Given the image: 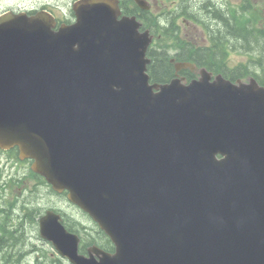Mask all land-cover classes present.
I'll use <instances>...</instances> for the list:
<instances>
[{
    "label": "water",
    "instance_id": "95a60500",
    "mask_svg": "<svg viewBox=\"0 0 264 264\" xmlns=\"http://www.w3.org/2000/svg\"><path fill=\"white\" fill-rule=\"evenodd\" d=\"M73 10L58 33L45 12L0 16V148L67 189L115 253L78 255L50 214L41 234L73 264H264V135L233 132L235 118L232 134L211 127L190 111L194 86L149 87L147 40L115 36L131 22H116L115 0Z\"/></svg>",
    "mask_w": 264,
    "mask_h": 264
},
{
    "label": "flooded vegetation",
    "instance_id": "af4514ba",
    "mask_svg": "<svg viewBox=\"0 0 264 264\" xmlns=\"http://www.w3.org/2000/svg\"><path fill=\"white\" fill-rule=\"evenodd\" d=\"M237 1L239 2V0H148L150 12L146 23L153 37L150 57H153L154 65L160 67V63L164 64V68L157 67L154 69L155 72L160 73L163 69L174 72L176 68L181 77L189 75L184 67L177 69L176 62L174 66L167 63L166 55L174 51L176 53L173 57H179L178 63L186 64L193 61L196 65L216 71L218 61L215 58L220 47L222 43L233 42L235 33L233 22L226 20L223 13L225 7L229 8ZM242 1L248 7L258 4V8L264 14V0ZM261 35L264 37V30L261 31ZM262 47L264 49V45Z\"/></svg>",
    "mask_w": 264,
    "mask_h": 264
},
{
    "label": "trees",
    "instance_id": "16d2710c",
    "mask_svg": "<svg viewBox=\"0 0 264 264\" xmlns=\"http://www.w3.org/2000/svg\"><path fill=\"white\" fill-rule=\"evenodd\" d=\"M226 22V21H225ZM164 64L160 63V67L158 65L155 68H164ZM169 75L166 69L161 71L160 73L153 72L154 80H162ZM28 206H24V210H29ZM22 219V218H21ZM29 224V223H28ZM30 225V224H29ZM74 225H76L74 223ZM27 229L24 232H19L17 229L3 227L0 225V264H19V260L22 259L21 248L26 249L28 246V242L30 241L28 238ZM101 234V240L104 242L102 247L106 251H112L113 247L109 243V241Z\"/></svg>",
    "mask_w": 264,
    "mask_h": 264
},
{
    "label": "rangeland",
    "instance_id": "374dc122",
    "mask_svg": "<svg viewBox=\"0 0 264 264\" xmlns=\"http://www.w3.org/2000/svg\"><path fill=\"white\" fill-rule=\"evenodd\" d=\"M40 0H0V11H3L5 9H8V8H11V7H14L15 5H20V6H24V7H35L36 4L39 3ZM43 2L45 3H50L52 5H62V8H66L67 10V3L69 1H72V0H42ZM28 9V8H27ZM211 11V8L210 10ZM9 173L6 172V175H8ZM5 178V176L3 175V173L0 174V181ZM1 192H0V198H1ZM48 194H46L45 197H43L41 199V201L38 200V207L40 209H42V207L44 208L45 206L48 205L49 206H52L54 204V207L55 205L64 209L63 207L60 206L61 203H57L55 202L54 198H48ZM65 210V209H64ZM66 211V210H65ZM68 211V210H67ZM92 224V223H91ZM88 226H90L88 224ZM27 232H29L28 234V238L31 240L30 242H28V247L26 248V250L23 249V246L21 248V251L20 252H30V253H33L34 251L37 250L38 254H40L39 256H42L44 257L45 253L44 251L41 249L40 245L38 243H36V239H35V233L34 231L30 228V225L27 226ZM30 245V246H29ZM46 249H49L48 247H45ZM29 259V258H28ZM22 262V261H20ZM47 262V261H45ZM48 264H53V263H48ZM59 264V263H58Z\"/></svg>",
    "mask_w": 264,
    "mask_h": 264
},
{
    "label": "bare ground",
    "instance_id": "6f19581e",
    "mask_svg": "<svg viewBox=\"0 0 264 264\" xmlns=\"http://www.w3.org/2000/svg\"><path fill=\"white\" fill-rule=\"evenodd\" d=\"M15 212H16V209H12L10 211V213L7 214V216H11V218L16 219ZM21 223L22 224L19 226L18 229L16 227H8V228L17 229V231H19V232H24L27 229V226H29V224L26 223V219L24 217L21 219ZM24 250H26V249H24ZM21 254H22V259H21L22 262H20V260H19V264H33V263L36 264V261H37L36 256H39L40 255V254H38L37 250L34 251L33 253H30V252H21ZM48 263L49 262H45V261H42L41 262V264H48ZM53 264H58V263H53Z\"/></svg>",
    "mask_w": 264,
    "mask_h": 264
}]
</instances>
